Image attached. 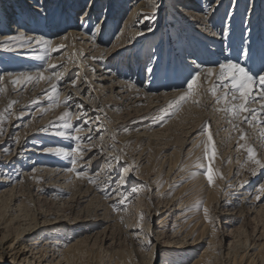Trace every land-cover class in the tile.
Returning a JSON list of instances; mask_svg holds the SVG:
<instances>
[{
	"label": "rangeland",
	"instance_id": "obj_1",
	"mask_svg": "<svg viewBox=\"0 0 264 264\" xmlns=\"http://www.w3.org/2000/svg\"><path fill=\"white\" fill-rule=\"evenodd\" d=\"M1 1L0 35L8 33L15 37L20 27H24L27 34L31 32L53 41L65 35L72 36L70 29L82 33L77 37L80 40L72 38L59 51L51 53V63L57 65L55 71L64 72V79L58 83L59 98L63 101L70 96L68 108L73 113L85 119H88L85 115L92 113L90 121H96L85 125V131L81 133L85 137L94 136L93 143L96 144L84 157L85 160L94 157L87 166L90 175L105 168L110 152L114 157H121L119 163L113 160L111 176L105 178L109 173L101 172L97 184L89 183L84 178L77 179L74 173L65 171L71 167L67 158H46V166L52 168L55 172L53 175L41 172L36 176H19L18 180L22 183L17 197L22 201L21 221L19 225H16L18 221L9 225L12 228L16 226V229L8 227L7 232L14 236L24 225L37 228L40 218L53 217L57 221L59 219L60 224H65V221L70 226L72 223L81 224L85 229L81 234L87 231L93 233L86 246L88 248H83L79 258L72 257L70 264H164L173 252L169 243L173 239V232L178 231L181 235L190 236L189 242L198 237L201 238L200 243L203 242L200 247L188 250L190 256H187L186 264H193L199 251L208 245L212 263L219 264L223 257L220 256L223 247L220 245L221 228H225L230 217L235 218L233 226L227 228L228 232L234 230L236 247L233 246V253L246 256L242 264H264V207L259 211L253 209L259 202L264 205V192L259 191V186L264 185V169L249 161L246 151L252 147L256 158L264 163V136L261 135L264 126L258 122L249 125L236 120V127H233V123H230L232 118L217 110L222 105L216 104L215 96L204 91L211 87V82H204L200 94L194 97L199 100L198 105L189 100L175 115L166 116L165 121L154 119L162 114L159 112L161 108H167L168 102L179 95L177 90L186 87L184 81L191 71L187 67V64H191L188 62L190 58L204 67L223 62L226 57L239 59L253 72L260 70L264 63V0H254L262 16L258 34L249 31L256 19L247 20L253 0H188V3H185L187 0H97L98 7L92 12L93 18L84 28L79 27L80 14L93 0H47L49 4L40 7L43 9V26L26 14L27 9L31 8L27 4L25 13L17 11L20 15L17 20H7L6 8ZM139 2H143V5L140 6ZM31 3L41 5L37 0H31ZM235 3L239 7L235 10V25L227 27ZM157 4L162 7L156 13L157 19L153 24L143 15L151 14ZM191 6L198 20L203 19V10H209V31L187 15ZM135 8L139 9L144 20V26L138 31L154 26L155 33L145 32L143 36H133L131 30L122 33L128 12ZM42 16L47 18L42 19ZM103 17L105 22L96 33L93 44L89 32L95 31L93 25L102 23ZM135 19L137 21V17ZM14 26L17 30L11 29ZM31 26L34 30L29 28ZM213 31L223 34L213 36ZM190 35L195 37L194 41ZM241 49H249L252 59L241 56ZM27 51L31 52H0V75L5 77L0 81V89H4L0 92V112H4L11 101L17 102L12 108L15 115L3 125L5 133L0 136V142L6 143L5 148L12 150L9 155L18 156L17 159L24 156L15 162L10 171L14 178H17L19 167L28 170L26 162L37 157L35 151L39 142H43L44 146H66L70 143L52 134L55 124L48 133L39 131L49 126L50 122H57L65 111L63 106L46 113L39 111L40 108H47L49 103L43 91L49 87L48 83L41 81L38 85L23 87L12 83L15 75H7L34 72L43 65V60L35 58L44 55L42 50ZM22 54L24 57H21ZM150 56L159 57L156 63L167 66L168 72L158 71L154 76L147 75L144 69L149 65ZM51 71L45 72V75H50ZM72 80L77 81L75 87L70 83ZM128 80L133 81L135 87H129L125 83ZM78 92L81 95H77ZM33 100H38V104H33ZM251 107L259 108L260 105L253 104ZM101 108L103 112L97 111ZM21 113L23 115L17 119L16 116ZM73 123L78 125L82 121L74 117ZM205 124L214 138L216 155L212 160L204 158L201 143L207 139L206 134H201ZM88 128L93 131L89 133ZM125 128L129 131L125 132ZM241 130L245 134L244 140L240 139ZM113 135L115 140L112 139ZM101 136L102 142L99 139ZM17 138L19 143H14ZM240 145L245 147L241 148ZM200 164L204 167L200 168ZM133 165L135 170L124 171L126 166ZM209 165L213 169L212 185L203 175ZM254 168L256 175L252 174ZM60 169L63 171L60 172ZM124 172L128 196L126 204L121 206L118 201L122 198L113 200L117 192L112 190L118 187V190H122V185L117 187L114 181ZM193 172L195 176L190 175ZM65 174L71 180L75 177L70 188L58 190L48 186L55 184V181L61 182ZM105 183H108L110 191L102 194L100 188ZM241 183L243 186L239 188ZM106 195L111 200L105 199ZM198 203H202L199 210L195 207ZM113 204H118L121 210L113 211ZM204 208L208 209L207 218ZM158 209L163 214L157 216ZM70 218L71 221H68ZM163 218L167 222L163 229L165 232L158 235L161 243L153 260V256H148L149 249L143 240L146 237L150 243H157L153 236L159 228L155 227L160 225ZM150 224L153 226L151 236L145 233ZM70 226L64 237L57 240L59 244L56 247L59 248L56 249L59 251L72 233ZM135 227L138 230H132ZM41 234L42 231L35 238ZM0 258V264H4V258Z\"/></svg>",
	"mask_w": 264,
	"mask_h": 264
},
{
	"label": "snow or ice",
	"instance_id": "obj_2",
	"mask_svg": "<svg viewBox=\"0 0 264 264\" xmlns=\"http://www.w3.org/2000/svg\"><path fill=\"white\" fill-rule=\"evenodd\" d=\"M215 2V0H213ZM161 5L157 4L151 14L143 15L144 19H149L153 21L155 24L157 16L156 13L161 10ZM211 7V6H210ZM214 12L215 9H212ZM89 12L83 11L81 13L80 25L79 27L84 28L87 27L89 21ZM210 20V12L209 10H203V19L198 21V23L205 24V31H209L207 27V23ZM95 31L89 32V36L93 42L96 39V33L101 30L100 23H96L93 25ZM156 28L154 26H148L146 30L140 31L136 33V36H143L145 32L155 33ZM250 31V29H249ZM223 33L212 32L213 36L220 35ZM67 37H63L62 39H66ZM13 46L15 48L20 49H40L43 51L44 55L35 57L36 59L43 60L44 63L40 67L36 68L34 72H20L18 74L7 73L9 77L15 75V79L12 80L14 85H22L26 87L28 84H32L33 86L38 85L41 81H46L49 87L44 91L45 99L49 102L47 108H40L39 111L41 113H46L50 109H54L56 107L63 106L65 111L58 117L57 122H50L49 126L39 129V131L48 133L49 129L52 128V125L55 124L56 127L52 130V134L56 137L61 138L62 140H67L70 143L66 146L57 145V146H48L42 148L46 154L54 155L61 158H67L70 162L71 167L64 169L67 172L74 173L77 179H87L89 183L97 184L98 178L101 172L110 173L113 171V163L115 160L119 163L121 157H110L106 161V165L104 169H100L94 174L90 175L87 171V166H89L94 157H89L87 160L84 159L86 153L91 151L96 147V144L93 143V137L88 135L87 137L81 135L82 132L85 131V125L90 123H96V121H89L85 119L84 116L80 114L73 113L68 108V102L71 97H65L63 101L60 100V92L58 88L59 81L64 79V72L55 71L57 65L51 63V53L59 51L60 48H63L64 45L61 44L59 46L53 43V40L48 39L42 35H33V36H23L22 34L17 37H10L6 42H0V48L6 50H13ZM240 55L246 59H252V54L249 49H241ZM96 59V57H93ZM159 60V57L150 56L149 57V65L145 67L144 71L149 76H154L158 71H163L164 73L168 72V67L163 66L161 64L156 63ZM63 67V65H61ZM187 67L191 69L189 72V76L185 78L184 84L186 87L183 89H178L179 95L168 102L167 108H161L159 110L162 113L159 117L154 119H158L159 121H165L166 116L175 115L182 106L192 101L193 104H199V100L194 99V97L200 94V89L202 87V82H211V87L205 88L204 91L211 93L215 96V102L217 105H222V107L218 108V111L224 112L227 116H230L232 119L230 123H233V127H236L235 121L240 120L241 123H247L249 125H253L254 122L260 123L264 126V63L259 71L253 72L252 68L242 65L239 62V59L233 60L229 58H225L223 62H217L212 66L204 67L202 64L197 63L196 60H193L191 64H187ZM50 72V75H45V72ZM93 71H95L93 69ZM111 72V69H109ZM115 75V73H112ZM215 77L213 80L212 78ZM3 75H0V81L3 80ZM71 85L75 87L77 81H70ZM129 85V87H135L133 81L128 80L125 81ZM259 86V87H257ZM4 89H0V92H3ZM167 93H165L166 95ZM77 95H81L79 92ZM155 95V93H153ZM17 103L16 101H11L4 112H0V136L4 135L5 128L3 125L8 122L9 118L15 115L12 112L13 105ZM33 104H38V100H33ZM259 104V108H253L251 105ZM80 108H83V105H80ZM97 111L103 112V109H97ZM7 113V115H5ZM243 114V116H242ZM23 113L16 116L19 119ZM76 120L82 121L81 124H74L73 118ZM87 131L90 133L93 131L92 128H88ZM125 132H128L129 129L125 128ZM201 134H206V141H202V145L204 148V158L207 160H212L215 155V144L213 134L207 124H205L201 130ZM264 136V132L261 133ZM101 142L103 141V136L99 138ZM115 140V135L112 137ZM240 139H245V134L243 130H241ZM14 143H19V139L17 138ZM83 145V146H82ZM90 145V146H89ZM199 146V145H198ZM241 148L245 147V145H240ZM114 148V145H113ZM4 154H10V148L2 149ZM248 153V160L255 164L258 168L264 169V163H262L259 159L256 158L255 150L252 147H248L246 149ZM200 168H203L204 165H198ZM133 166H126L124 171H133ZM252 174L256 175V169L252 170ZM191 176H195L196 173L193 172L190 174ZM203 175L206 177L209 185L214 183L213 180V169L209 165L207 169L203 172ZM222 178V177H221ZM117 184L126 183L125 177L123 175H119L118 178L114 181ZM113 191L117 192L118 195H123L119 192L118 189H113ZM259 191L264 192V185L259 186ZM109 197L106 195L105 199ZM257 199H260L257 196ZM127 202V197H124L119 201L121 206H124ZM113 211H119L121 208H118L117 205H111ZM196 209L199 210L202 207V203H198L195 205ZM205 218L208 215V209H203ZM140 220H143V215H141ZM2 259V258H0Z\"/></svg>",
	"mask_w": 264,
	"mask_h": 264
},
{
	"label": "bare ground",
	"instance_id": "obj_3",
	"mask_svg": "<svg viewBox=\"0 0 264 264\" xmlns=\"http://www.w3.org/2000/svg\"><path fill=\"white\" fill-rule=\"evenodd\" d=\"M37 1H40L41 5L36 6V4L31 3V0H10V1L9 0H3L1 2L4 4V8H6L5 13L8 15V16H6L7 20H11V21L17 20V18L20 17V15L17 13V11L20 10V12L25 13L24 7L27 4V5H31V8L29 7V9H27L28 11L26 14L28 16H30L31 20L38 21L39 25L43 26L42 22H41L42 21L41 15H43L42 14L43 13L42 8L46 7V5L49 4V1H47V0H37ZM189 1L187 0V1H185V3H188ZM96 3H97V0H93V2L90 4V6H88L87 9L84 10V11L89 12V17H90L89 19L90 20L93 18L92 12H94L95 8L98 7V6H96ZM139 3H140V6L143 5L142 4L143 2H139ZM254 4L255 3L253 0L251 8L249 9V15L247 16V20L249 21V20L254 19V18L256 19L255 24L250 28L253 30H250V32L256 31V33L258 34V33H260L262 16L259 14V12L257 11V7ZM40 7H42V8H40ZM49 8H50V6L48 7V9ZM138 8H139V6H138ZM138 8H135V9L128 12L127 18L125 19V22H124V27H123L122 33L126 32V30L127 31L131 30L132 31L131 33H133V36H134L137 32H139L138 30L141 29V26H144V20L142 21V16H141V13L139 12ZM14 9H16V10L12 11ZM238 9H239V7H238L237 3H235L233 14L230 15V19L228 21L227 27L228 26L232 27L233 25H235L234 22H235V17L237 15V13H235V10L237 11ZM187 15L190 16L191 18L192 17L195 18L196 22L202 20V19L198 20V17L195 16V13L193 12L192 6L188 10ZM80 16H81V14H80ZM44 17H46V16H42V19ZM136 17H137V21H135ZM201 18H203V17H201ZM101 21H102V23H100V25L102 26V24H104V22H105V17H103L101 19ZM136 22H138L139 24ZM199 24H202L203 26H205L204 23H199ZM27 26H29V24H27ZM29 28H33V27L31 26ZM11 29L17 30V28L15 26L12 27ZM42 29L44 30V28H42ZM32 30H34V28ZM17 33L18 34L15 37L20 36L21 34L23 36L36 35V34L31 33V32H29V34H27L24 30V27L18 28ZM69 33L73 34V35L72 36L65 35L66 37L68 36L66 39H62L63 37H65V36H62V37L54 40L53 43L56 42V43H60V44H65L66 41H68L72 38H77L80 34H82L76 30H71V29L69 30ZM190 36H191V40L194 41L195 37H193L192 35H190ZM10 37H14V36L9 35L8 33L0 35V42H6V41H8V39ZM77 39L80 40V38H77ZM93 44H94V42H93ZM27 50L28 49L15 48V46H13V50H6L3 48H0L1 53L5 52V51H6L5 53H9V52L10 53L11 52L29 53V52H31V51H27ZM35 51H37V49L33 50L32 52H35ZM21 57H24L23 54L21 55ZM192 61L193 60L190 58L188 62L192 63ZM210 66H212V65H210ZM4 79H5V77H4ZM212 79L214 80L215 77H213ZM203 84H204V82H202V86H203ZM178 92L179 91H177V93ZM90 115H92V113L85 115L86 117H88L89 121L91 120ZM97 122H99V121H97ZM95 127H97V126H95ZM96 129L98 131V127ZM99 130H101V129H99ZM5 145H6V143L0 142V235H1V238H0V257L4 258V264H61V263L70 264V260L72 257H78L79 258V254L81 253L83 248H84V250H85V248L86 249L88 248L86 246L88 245L89 240L91 239V237L93 235V233L89 234L88 231L84 234H81V231H84L85 229L83 228L84 226H82L79 223H72V225H71L72 227H71L68 224L69 222L66 223V221L65 222L63 221L65 224H60L61 222H59V219L57 221L56 219H53V217L52 218L43 217V218H40V222H38L39 224H37V226H38L37 228H35V227L32 228L29 226L24 227L26 225L23 224L24 225V226L22 225L23 228L19 229V231H17L14 236H11L9 231H8L9 234H7L8 233L7 230H8L9 225L14 224L15 221H18L16 225H19L18 224L19 220H20L19 217L21 216L22 201L20 202L18 200L19 196L17 197V194H18L17 190H19L21 188V183H22V182H19V180H18L19 176H22V175H24V176H26V175L27 176H31V175L36 176V175L40 174L41 172H45V173L48 172L49 174L53 175L55 172L52 170V168L46 166V164H47L46 162H48V159L54 155H49V154H46L44 151H42L41 150L42 148H45L48 146H44L43 142H39V144H37L38 149L35 151V155L37 157L30 158L26 162V164H27L26 168L28 170H23L21 167H19V169H18L19 172L17 173V178H14V175H12L10 173V171H11V169L14 168L15 162L19 159L24 158V156L19 157V159H17L18 156L15 157V155L4 154L2 149L5 148ZM108 155H109V157L106 160H108L110 157L115 156L112 152H110ZM46 158H48V159H46ZM112 163H113V161H112ZM62 171L63 170L60 169V172H62ZM111 174H112V172H110L107 175V177L105 176V178L110 177ZM123 176L124 177L126 176V172L123 173ZM61 179H62L61 182L55 181V184L52 185V183H50L48 186L53 187V189L58 188V190H60V189L67 190V188H70L72 186V184L74 183L75 177L71 180V178L69 179V176L65 174V175H63V178H61ZM105 180H107V179H105ZM99 181H100V179H99ZM56 183H58L59 185L58 184L56 185ZM119 185L120 184H117V187ZM232 186H234V185H232ZM242 186H243V184L241 183L239 188H241ZM121 187H122L121 188L122 190H119V192L122 193L123 195L121 196V195H118L117 193L116 194L114 193L115 195L113 196L114 197L113 200H117L116 198H118V199L122 198L123 199L124 197L128 196L127 185L124 183V184H122ZM100 189H101L102 194H106L108 191H110L108 183H105L104 186H102V188H100ZM118 189H119V187H118ZM97 194H98V192H97ZM249 194H250V192H249ZM259 204H260V202L258 203V205L256 204L253 209H256L257 211L262 210L264 205L263 204L259 205ZM156 212H157L156 213L157 216H159V213L163 214L161 209H158ZM230 216H232V214ZM72 218H70V220H68V221H71ZM2 220L5 222L1 223ZM165 221H166V218L161 219V221L159 223L160 225L155 227V229L159 228L157 233H155V235L153 236V240L156 238L155 239V241L157 242L156 244L150 243L146 237H145V240H143V244L147 245V247L149 249L148 256H153V260L155 259V253L158 252L159 245L161 243L160 242L161 237H158V235L164 234V232H165V230H163L164 226L167 223ZM232 222H235V218L230 219V217H229L228 222L225 223V225H226L225 228H221L222 235H221V244L220 245L223 247H222V252H220L222 255L220 253L219 254H220V256H223V257H222V261L218 262L219 264H242L245 260L244 258H246V256H244V255H239V254L233 253V251H234L233 246L236 247V245H235L236 242L234 241L235 238H233L234 230L230 229L228 232V229H227L228 226H233ZM34 225L36 226L35 223H34ZM69 226L71 227L72 233L68 237V240L65 241V243H64L65 245L63 244L62 249L59 251V250H57L59 247L58 248L56 247L59 244L57 240L64 237L65 232ZM10 228H12V227L10 226L9 229ZM13 228L16 229V226ZM152 229H153V226L150 224L149 227L147 228V230L145 229L146 230L145 233L148 234L149 236H151L152 232H153ZM176 229H175V231H176ZM132 230L135 231V230H138V228L135 227ZM226 230L228 233H226ZM41 231H42L41 236L38 238H35V236L38 233H40ZM198 231H199V229L197 231H194V233H197ZM195 235L196 234H194V236ZM172 237H173V239L171 238L172 240L169 243H171V248L173 247V250H172L173 252L165 260L164 264H186V261L188 260L187 256H190V253L188 252V250H192V249L194 250L196 247H200V244H203V242L200 243L201 238H199V237L196 239L192 238L191 240H193V241L189 242L188 238L190 236H188L187 234H186V236L184 234L181 235L180 232H178V231L173 232ZM211 240H213V238ZM202 241H204V240H202ZM226 242H228V244H226ZM226 245H227V247H226ZM193 264H213L211 261V253H210L209 245L206 248L202 249V251H199V255H197V257L194 259Z\"/></svg>",
	"mask_w": 264,
	"mask_h": 264
}]
</instances>
